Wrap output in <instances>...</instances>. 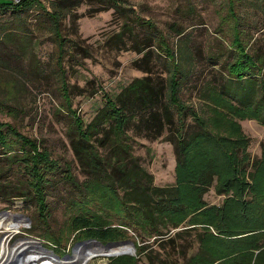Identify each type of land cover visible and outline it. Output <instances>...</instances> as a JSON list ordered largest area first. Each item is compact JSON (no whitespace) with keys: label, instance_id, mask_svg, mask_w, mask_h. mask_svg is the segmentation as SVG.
Listing matches in <instances>:
<instances>
[{"label":"rangeland","instance_id":"374dc122","mask_svg":"<svg viewBox=\"0 0 264 264\" xmlns=\"http://www.w3.org/2000/svg\"><path fill=\"white\" fill-rule=\"evenodd\" d=\"M40 2L45 9L0 12V38H3L0 39V122L9 123L22 135L36 140L59 165L68 163L78 181L84 176L70 145L72 113L67 103L69 109L87 123L102 105L105 94L114 97L133 78L148 74L143 69L148 67L153 77L165 76L166 59L161 51L156 52L155 33L165 38L179 58L184 48L190 50L189 78L183 84L180 96L202 117L209 114L204 93L208 87L219 88L226 81L222 61L230 59L228 43L232 33L229 21L223 17L229 0H118V8L110 0ZM235 2L242 18L240 29L245 31L241 36L247 41L248 50L260 49L264 53V0ZM53 10L60 17V33L64 39L61 57H58L59 40L48 16ZM136 19L144 24L149 21L154 29L139 25ZM125 22L132 32H125L120 38L118 33ZM180 31L181 35L178 34ZM62 82L66 84V91ZM221 113L218 124L225 128V133L236 130L243 137L244 147L238 150V155L242 156L244 151L249 157L246 172H253V163L260 159L264 147V125L254 118L238 117L224 107ZM192 118L187 111L185 123L189 128L192 126L190 131L194 128ZM127 132L133 137V155L153 175L154 184L174 185L173 145L163 140V136L145 138L135 136L133 129ZM3 169L0 219L4 224L18 222L20 225L12 235H6L5 225H0V244L10 249L29 241L20 257L36 253L39 255L37 263L79 264L83 261L82 257H74L77 248L74 246L88 239L78 237L68 226L69 204L78 198L77 188L54 179L47 189V212L42 217L32 197L14 193L6 186L9 183L14 187L20 179L27 178L22 169L15 165ZM216 184L214 176L211 182L201 185V200L205 204L186 219L194 217L200 221L203 217L198 212L212 205L222 206L224 198L234 195L232 190H220L219 194ZM229 209L224 211L221 223L217 218L214 224L207 225L211 236L208 234L204 246L198 245L203 227L197 224L189 228V222L185 221L177 228L162 229L163 236L128 230L126 240L132 242L131 252L104 255L100 250L84 264H109L112 261L130 264L129 258L134 256L137 264H238L251 245H243L242 240L236 238L245 234L229 235L241 232L243 227L236 207ZM229 225L237 227L229 228ZM261 242L262 246L253 249L250 264L259 252L258 263L264 264V234L258 243ZM89 244L79 248L83 252L88 248H100L96 243ZM137 247H141L140 254H137ZM65 255L70 256L66 259L63 258ZM192 255L195 257L189 261Z\"/></svg>","mask_w":264,"mask_h":264},{"label":"trees","instance_id":"16d2710c","mask_svg":"<svg viewBox=\"0 0 264 264\" xmlns=\"http://www.w3.org/2000/svg\"><path fill=\"white\" fill-rule=\"evenodd\" d=\"M235 1L229 0L223 15L232 33L228 43L230 59L222 61L226 81L219 88L208 87L204 93L208 115L202 117L180 96L189 78L190 50L184 48L179 58L165 38L155 33L156 52L161 51L166 59L165 76L153 77L148 67L143 69L148 74L133 78L114 97L105 94L102 105L87 123L71 111L67 103L72 113L70 145L84 179L78 181L68 163L59 165L36 140L22 135L11 124L0 122V157L3 158L0 175L4 166L15 165L27 176L14 187L9 183L6 186L14 193L32 197L38 214L45 217L47 189L54 179L72 184L79 196L69 204L68 226L78 237L95 239L102 244L126 240L128 230L163 236L162 229L177 228L187 221L189 228L197 224L203 227L198 245L204 246L208 234L211 236L207 225L214 224L217 218L221 223L226 208L236 207L243 227L241 232L229 235L245 234L236 238L242 240L241 244L251 246L237 263L250 264L253 249L262 246V242H258L264 234V147L260 159L253 163V172L247 173L249 157L244 151L242 156L238 155V150L244 147L243 137L236 130L225 133L218 120L224 107L238 117L254 118L264 125V53L260 49L248 50L247 41L241 36L245 31L240 29L242 18ZM110 2L120 7L118 0ZM36 7L45 9L40 0H0V12H28ZM48 16L59 40L58 57H61L64 39L60 33V17L55 10L48 12ZM136 21L154 29L149 21L145 24L140 19ZM123 26L118 33L120 38L125 32H132L128 23ZM62 87L67 90L65 82ZM232 88L237 90L231 91ZM187 111L193 117L192 131L189 130L192 126L189 128L185 123ZM129 129H133L135 136H163V140L173 145L174 185L154 184L153 175L131 151L133 137L128 134ZM214 176L219 194L220 190H232L234 195L224 198L222 206L212 205L198 212L203 217L200 221L194 217L186 219L203 206L201 185L211 182ZM234 227L237 226L229 225V228ZM248 238L251 241H246ZM140 250L141 247H137V254ZM260 253L251 264H260ZM194 257L190 256L189 261ZM129 263L137 264V257L129 258Z\"/></svg>","mask_w":264,"mask_h":264},{"label":"bare ground","instance_id":"6f19581e","mask_svg":"<svg viewBox=\"0 0 264 264\" xmlns=\"http://www.w3.org/2000/svg\"><path fill=\"white\" fill-rule=\"evenodd\" d=\"M4 223L2 221V219H0V225L2 226ZM5 229L7 231L6 235H12L14 234V232L18 229L19 227V223L18 222H11V223H5ZM32 241V240H31ZM29 241H23L20 245H18L17 247L14 248H6L4 246H2L0 244V264H53V263H47L46 261H40L39 263H37V260L39 259V255H37L36 253H29L27 255H24L22 257H20V252L23 251L24 247H27L26 244H28ZM3 244V242H2ZM90 245V244H89ZM133 249L131 247V245L129 243H123L121 244L119 247L113 249L117 252H125L128 250ZM88 251H84L77 247L75 248V258L76 256L79 258L82 257V259H84V261L86 262L88 259H90L91 257H93L94 254H96L97 252H99L100 250L103 251L104 253V249L103 248H88ZM11 259V261H10ZM52 259V258H51ZM56 261V260H55ZM57 262V261H56Z\"/></svg>","mask_w":264,"mask_h":264},{"label":"water","instance_id":"95a60500","mask_svg":"<svg viewBox=\"0 0 264 264\" xmlns=\"http://www.w3.org/2000/svg\"><path fill=\"white\" fill-rule=\"evenodd\" d=\"M89 243H96L98 246H100L101 248H103L105 251L104 255H118V254H121V253H128L129 251L131 252V250H128V251H125V252H117L113 249L119 247L121 244L123 243H129L132 245V242L130 240H123V241H115V242H109V243H106V244H101L99 241L95 240V239H88V240H85V241H82L80 243H77L75 247H79L80 245H85V244H89ZM96 254H94L93 256H95ZM70 255H65L63 258H68ZM85 261L83 259V261H81L79 264H84Z\"/></svg>","mask_w":264,"mask_h":264},{"label":"built area","instance_id":"2783aa9c","mask_svg":"<svg viewBox=\"0 0 264 264\" xmlns=\"http://www.w3.org/2000/svg\"><path fill=\"white\" fill-rule=\"evenodd\" d=\"M13 1L17 2L18 0H13Z\"/></svg>","mask_w":264,"mask_h":264}]
</instances>
